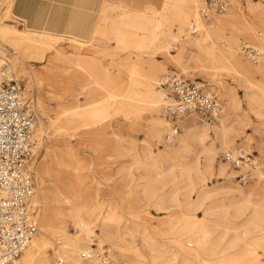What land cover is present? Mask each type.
Returning a JSON list of instances; mask_svg holds the SVG:
<instances>
[{"label":"bare ground","instance_id":"6f19581e","mask_svg":"<svg viewBox=\"0 0 264 264\" xmlns=\"http://www.w3.org/2000/svg\"><path fill=\"white\" fill-rule=\"evenodd\" d=\"M13 3L14 0H6L0 9V39L9 43L19 56L15 59L10 58L3 50L2 44H0L1 62L4 63L7 60L14 71H22L28 77L31 74L39 75L35 67L36 64L42 65L43 69L40 73L44 75H61V72L67 71V69L61 70L53 61L67 56L65 49L61 47L66 38L51 32L30 31L19 28L16 24L8 22L14 14ZM114 4L120 8V15H127L130 18L128 19L129 25H132L135 29L131 42L125 43L126 40L124 39L109 42L108 39L98 36V30H95L92 37H94L96 43L105 46L114 43L113 45L119 50L123 47L121 50L124 52L137 49L140 53H143V47L147 43L155 42H158L160 47H164L165 50L170 52L172 46L180 41V37L172 29L175 25L179 28L180 33H184L187 28H192L191 31L193 32L196 27L198 31L195 35H190L187 38V46L190 50L197 49L200 55L197 58L203 57L215 67L213 64L222 58L217 46V40L221 37L223 31L222 26L230 25L233 27L232 34L255 36L252 24L239 19L236 15H231L226 19L217 18L216 21L213 20L208 23L201 16V14L204 16L203 9L205 5L200 12V0H120ZM259 8L256 11V17L259 19L260 25L264 27V7L259 6ZM150 13L158 16L156 19L147 22ZM262 34L263 32L260 36ZM68 42H73L80 48L88 44L86 39L69 38ZM231 44L232 50L229 55L223 58L227 64L218 68L231 70L233 83L243 85L246 89L244 101L252 111L264 118V85L256 79L258 74L264 75V55L259 47L255 45L260 55L258 58L261 57V59L257 58L253 63V60H247L243 57L237 39ZM175 59L186 72L187 66L181 62L180 53L176 55ZM25 62L30 67L32 66L31 69L27 70ZM77 64L82 66L81 61H78ZM130 64L132 67H136V65L141 64V60ZM215 69L217 71L216 67ZM205 70L207 69L203 71ZM132 74L133 72L130 75V81L133 79ZM214 78H216V75ZM76 79L79 80L78 75H71L70 80L73 82L70 84L74 86V95L79 97L87 92L88 85L91 82L78 84ZM219 80L221 87L230 86L227 81ZM163 81H161L162 87H164L162 85ZM94 82L99 85L96 80ZM139 82L149 96L155 95L158 98L149 101V104H146L143 100L137 99L134 101L130 97L123 100L120 106L116 107V112H125V117L129 119L147 108L157 112L163 110H161L159 92L155 87L156 84L160 83L159 79L145 74L144 79ZM75 85H78L79 88L75 89ZM228 90L230 91H227L225 96L231 101L227 107L225 106L223 112L221 110L222 114H217V123L212 124L204 120V123L198 124L197 118L188 119L187 123L188 121L192 123L196 121V123L189 124L186 127V132L177 139L176 137L172 138L173 126L172 129H169V123L159 118L160 114H156L157 123L153 127L152 137L156 142L163 143L165 146L157 152L150 147H145L143 150L144 160L142 165L146 170L143 177L144 191L157 209L164 210L169 208L165 203L167 193L166 191L163 193L168 183L181 177L187 178L184 186L169 191V194L175 204L183 205L185 203L189 208V211L182 215L170 213V226L164 233V239H158L153 232L150 218L146 215L149 210H145L143 215L141 211H131L130 216L126 214L117 216L109 210L101 216H95L94 219L98 220L96 224L91 225L95 220L91 221L88 218L92 213V208L99 204L97 197L99 186L96 193L92 192L89 185H86V182L83 183L85 181L84 170L78 166L75 175L83 192L75 195L72 190L56 189L52 200V210H49L47 214L41 213L40 232H37L24 252L10 264H97V261L101 259L100 257H107V255L113 256L110 264H216L219 262V257L228 253V250L237 248L242 241L250 242L264 239L263 198L253 200L251 199L252 191H246L243 187L238 186L234 188L239 191L238 200L215 203V200H211L212 191L208 188L207 181L215 169L219 175L237 177L238 170L231 166L230 162L220 159L219 155L222 151H224V155L227 152L245 154L239 148L245 142L237 146L241 134L239 129L229 123V117H226L227 110L231 105L238 110H242V103L237 97V91L233 84ZM117 96V93H110L108 97L116 98ZM162 100L164 109L169 115L167 106L172 100L167 89ZM195 114L199 116L196 112L185 116ZM62 117H65V121L68 123H78V121L89 119L90 114H62L59 119H62ZM87 124L89 126L92 123ZM211 132L214 133V139L212 144L208 145L207 140L211 137ZM44 133L43 122L37 120L32 134L34 146L35 143H41ZM167 134H170V138L165 140ZM116 136H118L116 139L119 140L117 146L122 149L123 147L120 145L122 137L118 133H116ZM215 141H218L219 144H216ZM173 150L184 153L185 157L168 162L165 156ZM60 151H67L66 153L69 152L72 155L74 153L68 145ZM54 163L58 164L59 162L55 159ZM62 163L61 165H63ZM240 168L247 169L245 173L248 170H253V175L254 171L259 170L258 161L255 159V165H242ZM259 173L260 176H263L262 172ZM73 186L75 188V185ZM60 194H64V196L61 197ZM180 194L183 195L184 200L180 199ZM43 198L45 199L46 196ZM41 201L42 196L35 194L34 205L36 206ZM66 204L68 205L66 206ZM231 208L234 209L233 214L230 211ZM199 209L204 211L201 216L197 213ZM65 216L69 217L80 230L79 234L74 235L67 231L68 218L66 219ZM95 225L101 230V235L98 236L97 248L100 253L99 255H93L88 260L83 257V253L92 249L91 246L95 240L93 237L97 236ZM52 237H56V240H58L55 247H53L51 241ZM104 241H110L114 245L115 251L113 252L112 248L108 250L109 253L104 251ZM51 249L54 251V256L57 254L59 258L57 261L52 260ZM91 251L97 253L96 250ZM204 255L208 257H204ZM233 264L242 263L235 260ZM251 264H264V262L256 259Z\"/></svg>","mask_w":264,"mask_h":264},{"label":"rangeland","instance_id":"374dc122","mask_svg":"<svg viewBox=\"0 0 264 264\" xmlns=\"http://www.w3.org/2000/svg\"><path fill=\"white\" fill-rule=\"evenodd\" d=\"M5 1L1 0L0 9ZM114 3L116 2H106L102 10L101 19L103 21L101 20L100 24V28H103L104 31L97 34L108 39L107 41L109 42L124 39L126 40L125 43H130L135 29L132 25H129L128 19L130 18L127 15L122 16L119 14L120 8ZM205 4L206 0H200V12ZM259 6L264 7V0H230L229 9L223 13H215L211 16H203L201 14L208 23L213 20L216 21L217 18L226 19L231 15H236L239 19L252 24L255 33L254 37L239 33L232 34L233 27L230 25L222 26L221 37L217 40V46L222 58L213 64L217 71L205 58H197L200 56L197 49L190 50L189 46H187V38L196 34L191 31L192 28H187L184 33H180L176 25L172 29L180 37V41L175 46H172L170 52L165 50L164 47H160L158 42L147 43L143 47V53H140L137 49L124 52L121 50L123 47L119 50L113 45L114 43H110L108 46L96 43L94 37L86 40L88 44L80 48L77 44L68 41L69 38H81L62 35L66 39L61 44V47L65 49L67 56L60 60L52 59H54L55 65L59 66L61 70L67 69V71L61 72V75H44L40 73L43 69L41 64H36L35 66L39 75L31 74L28 77L22 71H17L24 86L25 95L34 107L37 120L43 122L45 129L41 143H35L34 146L36 158L33 168L36 179V194L42 196V201L36 205L38 233L40 232L42 221L41 213L47 214L49 210H52V200L56 189L62 188L64 190L65 188L72 190L75 195L83 192L75 175L76 167L78 166L84 170H82L85 179L83 183L86 182L92 192L96 193V189L99 186V194L97 195L99 204L92 208V213L88 220L92 221L95 216H101L109 210L117 216L120 214L130 216L129 213L131 211H141L143 215L145 210H149L146 215L150 218L153 232L158 239H164V233L170 226V213L182 215L189 211L185 203L183 205L175 204L169 194V191L171 192L184 186L187 178L181 177L168 183L163 193L165 191L167 193L165 203L169 208L164 210H159L153 205V201L147 197L143 188V177L146 174V170L142 165L144 160L143 150L145 147H150L157 152L165 146L163 143L159 144L156 142L152 137L153 127L157 123L156 114H160L159 118L169 123V129H172L173 126L172 119L166 113L162 100L167 88L166 86H164L165 88L161 86V81L172 75L182 76L190 81H197L205 85L206 89L215 92L221 100L222 112L231 101L225 96V93L230 91L228 89H230L231 84L235 86L237 97L242 103V110H238L231 105L227 110L228 114L226 117H229L228 122L237 127L241 133L237 146L245 142L239 148L245 154H251L255 157L258 161L259 170L257 172L254 171L253 175V170L249 171L251 181L244 184L239 177L247 169L235 167L238 170L236 178L228 175H219L215 169L207 181L208 188L212 191L211 200H215V203L238 200L239 191L234 189L238 186L243 187L246 191H252L251 199L263 198L264 202V118L252 111L244 101L246 89L243 85H235L233 83L231 70L218 68L227 64L223 58L229 55L232 50L231 43L235 42V39L238 40L240 52L245 59L252 61L248 57L244 46L246 42L253 46L257 45L264 55V27L260 25L259 19L256 17V11L260 9ZM157 16L154 13H150L149 19L146 21L150 22L156 19ZM8 22L16 24L19 28L32 31L21 23L14 14L9 18ZM262 32L263 34L260 36ZM0 44H2L3 50L10 58L15 59L19 56L9 43L0 39ZM178 52L181 56V62L187 66L186 72L175 59L176 55L179 54ZM258 59L260 60L261 57ZM139 60H141V64L136 65V67L131 66L130 63L138 62ZM78 61H81L82 66L77 64ZM255 63L257 64V62ZM25 64L27 70L31 69L32 66L30 67L27 62ZM204 69L207 70L203 71ZM131 71L133 72V79L130 81ZM145 74L159 79L160 83L156 84L155 87L159 92L161 110H163L157 112L147 108L131 119L126 118L125 112H116V107L120 106L123 100L130 97L134 101L138 99L149 104V101L158 98L155 95L149 96L141 87L139 81L144 79ZM214 74L216 78H214ZM71 75H78L79 80L76 79L78 84L91 82L85 94L79 97L74 95V86L70 84L73 82L70 80ZM219 79L227 81L230 86L221 87ZM256 79L264 85V75L258 74ZM78 88L79 86L75 85V89ZM110 93H117L118 96L109 98ZM221 110L219 113L222 114ZM62 114H90V117L85 121H78V123H68L65 121V117L59 119ZM192 118H197L198 124L204 123L205 120L202 119L200 114L199 116L195 114L181 117L178 121L180 130L176 134L172 133V138L176 137L177 139L186 132V127L189 124H195L196 121L193 123L191 121L186 122ZM217 119L216 117L212 121L205 120V122L215 124L218 122ZM87 123L92 124L88 126ZM83 124L85 125L83 126ZM116 133L122 137L120 145L125 149H120L117 146L119 140L116 139L118 137ZM169 135H165V140L169 139ZM213 139L214 133L211 132V137L207 140V144H212ZM215 143L219 144L218 141H215ZM66 145L72 148L73 155L69 152L66 153L67 151H60L62 148H66ZM53 149L54 151H52ZM66 154L68 155L66 156ZM165 157L168 162H171L183 159L185 154L178 150H173ZM219 157L226 161L224 151L220 153ZM54 158L59 162L58 164L54 163ZM217 163L219 164V162ZM231 166L233 165L231 164ZM259 172H262L263 176H260ZM73 185H75V188ZM60 195L61 197L64 196V194ZM44 196H46L45 199L43 198ZM180 199L184 200L182 194H180ZM230 211L232 214L234 213L233 208ZM197 213L201 216L204 211L199 209ZM65 218H68L66 223L67 231L70 234H79L80 230H78L72 220L67 216ZM94 220L91 225L96 224L98 219ZM94 227L97 236L93 237L95 240L91 248H98V236L101 235V230L96 225ZM51 241L53 242V247L57 246L58 240H56V237H52ZM250 243L251 245H249ZM103 246L108 249L112 248L113 252L115 251L114 245L110 241H104ZM50 252L52 260L57 261L59 259L57 254L54 256L53 249ZM204 257L208 256L204 255ZM111 258L113 259L112 255ZM256 259L264 262V239L250 242L242 241L237 248L230 249L224 256L219 257V262L216 264H233L235 260H239L242 264H251Z\"/></svg>","mask_w":264,"mask_h":264},{"label":"built area","instance_id":"2783aa9c","mask_svg":"<svg viewBox=\"0 0 264 264\" xmlns=\"http://www.w3.org/2000/svg\"><path fill=\"white\" fill-rule=\"evenodd\" d=\"M229 6L230 0H206L203 14L223 13ZM197 31L195 27L193 32ZM244 46L248 57L256 61L260 56L256 46L247 42ZM162 85L166 86L172 100L167 110L173 122V133L179 132L178 121L186 114L196 112L202 119L212 121L221 110L218 95L197 81L172 75L166 77ZM36 122V112L25 95L20 77L7 60L2 63L0 58V264H10L18 258L38 232L37 209L33 202L36 155L32 134ZM224 158L234 167L255 165L251 154L227 152ZM247 173L239 177L244 183L251 181ZM91 250L83 253L85 259L100 253L97 248ZM108 250L104 247V251L109 253ZM100 258L97 264L111 263L110 255Z\"/></svg>","mask_w":264,"mask_h":264},{"label":"crops","instance_id":"0c3cea01","mask_svg":"<svg viewBox=\"0 0 264 264\" xmlns=\"http://www.w3.org/2000/svg\"><path fill=\"white\" fill-rule=\"evenodd\" d=\"M119 0H14V16L31 30L89 40L103 21L106 2ZM102 20V21H101ZM99 26V28H98Z\"/></svg>","mask_w":264,"mask_h":264}]
</instances>
